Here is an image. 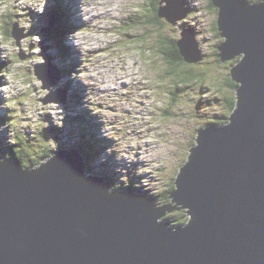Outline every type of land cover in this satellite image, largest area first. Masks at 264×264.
I'll use <instances>...</instances> for the list:
<instances>
[{"label": "water", "instance_id": "obj_1", "mask_svg": "<svg viewBox=\"0 0 264 264\" xmlns=\"http://www.w3.org/2000/svg\"><path fill=\"white\" fill-rule=\"evenodd\" d=\"M163 1L158 16L186 15ZM211 2L219 56L238 87L226 122L195 135L173 201L154 196L160 207L180 205L187 221L159 223L154 200L109 191L74 151L32 169L0 157V264H264V2ZM176 43L186 62L204 57L189 31ZM35 74L48 88L60 77L47 55Z\"/></svg>", "mask_w": 264, "mask_h": 264}, {"label": "rangeland", "instance_id": "obj_2", "mask_svg": "<svg viewBox=\"0 0 264 264\" xmlns=\"http://www.w3.org/2000/svg\"><path fill=\"white\" fill-rule=\"evenodd\" d=\"M49 1L0 0V23L3 26L17 23L23 29L19 43L0 36L2 57L9 65L4 75L8 85L0 88V94L2 98H13L12 105L17 107L13 112L17 114L11 117L14 125L7 127L2 145L5 148L10 138L21 134L25 137L17 135L15 141L24 139L22 158L38 159L44 148L47 152L56 149L54 141L63 145L66 134L74 135L77 130L76 124L67 121L66 112L59 105L46 103L57 89L42 88L34 74L45 52L53 59L57 57L56 62H61L65 69L72 63L76 65L65 80L70 89L73 88L71 93L80 95V103L85 107L80 113L88 118L92 116L95 128L100 125L96 135L106 138L104 144L99 143L105 147L102 156L96 157V150L88 151L94 152L98 169L108 175L111 185L119 190L143 191L150 196L167 194L166 191L172 190L200 125L218 122L228 110L232 111L229 101L235 97L234 85L228 83L230 72L216 54L219 39L213 27L217 13L209 7L208 0H187L190 5L183 0L188 12L195 13L192 18L185 17V22L193 23V32L206 55L202 61L173 68L168 62V47L162 45L166 41L162 43V40L180 38L183 24L181 20L176 25H159L147 20L152 16L153 4L161 0H119L117 3L104 0L107 3L98 8L103 12L99 17L91 11L90 3L103 0H82L78 13L73 2L70 8L76 26L83 29L68 39L65 36V43L76 51L71 57L74 59L69 61L59 59L61 52L57 46L50 45L42 35L41 28L48 25L49 18L41 13L49 8ZM254 1L261 0L251 2ZM112 8H117L114 14L107 11ZM32 21L36 23V33L35 29L31 32ZM127 21H131V27ZM187 44L190 49L194 46L192 40H187ZM74 45H78V49ZM16 56L24 57L22 64L15 63ZM3 58L0 57L1 61ZM190 68L196 79L181 82L179 75L190 78L187 73L183 74ZM174 88L178 94L186 90L189 100L173 97ZM199 92L204 100L197 105ZM207 97L218 99L212 102L205 100ZM11 151L12 148L7 154Z\"/></svg>", "mask_w": 264, "mask_h": 264}, {"label": "trees", "instance_id": "obj_3", "mask_svg": "<svg viewBox=\"0 0 264 264\" xmlns=\"http://www.w3.org/2000/svg\"><path fill=\"white\" fill-rule=\"evenodd\" d=\"M208 1H210L209 2V7L214 8V10L217 11V8L214 5H212L211 0H208ZM54 8H55V10L58 9V10L61 11V12L60 11L59 12H56L55 11V12L59 15V17H60V19H61L62 22L60 24L57 23V19H56V15L57 14H55V18H54L55 19V22L52 25V27L50 28L48 34L46 35V38H47V40L49 42H51L53 44V46H57V48L59 47L60 52H61V55L65 59V57H67L69 55V52L67 51V48L64 46L63 36L65 34V31H68L69 28H71V26L69 25V21L66 19L67 16H64L66 18L63 17V12H62L61 8L58 5H56ZM157 10H158V6L156 7V13H157ZM213 28H214V30H217V24L216 23H215V25H214ZM216 34H218V35L220 34L219 30L216 31ZM165 44H166V47H168V53H170V54L167 53V56L170 57L169 58L170 60H168V62L171 64V66L173 68H177V67H179V66H181L183 64L188 65V66L191 64V63L186 62L184 60V58L180 55L179 47L177 46V43H176V40L175 39L168 40V41L166 40V43ZM165 44L163 43L162 45L165 46ZM218 53H219V50H218V52H216V54L218 55ZM65 54H66V56H65ZM234 60H235V62H237L238 61V57H236ZM184 73H187L188 77H190V78H184L183 75H179L178 79L181 82L182 81H188V82H190L188 79H196V76H195L196 74L194 73V71L191 68L185 70L183 72V74ZM227 80H228V83L229 84L235 85V89L238 87L237 82L234 81L231 77L228 78ZM173 90H175V92L172 91L173 97L177 96V97H180L182 100H189L186 97H188L190 95L189 94H186V90L183 89L181 91L182 92L181 94L176 93L177 88H174ZM201 96H202V93L201 92H199V94L196 95V100H197L196 104L197 105H200V101L204 100V99L201 98ZM173 99H176V98H173ZM217 99L218 98L207 97L205 100L212 101V102H216ZM229 102L231 103V109L233 110L235 108V105H236V95H235V97L231 98V100ZM228 111H227V113H228ZM227 113H225L224 115H222V118H225V116L227 115ZM217 117H218V119L219 118L221 119V117H219V116H217ZM224 121L226 122V120H224ZM225 122H212V123H215L216 124V123H225ZM207 124H211V122H205L204 123V125H207ZM90 149L91 150H96L97 152H100L102 150L101 147H97V146H94V147H92ZM83 155H85V154H83ZM14 157L20 160L21 165L23 167H26L27 166V165H25V163H24L25 160L22 157L19 158L18 155L14 156ZM86 160H87V156H86ZM174 187H175V185H172V190L174 189ZM142 194L145 195L146 193L145 192H142ZM173 208H179L180 211H181V214L178 215L179 216L178 219L176 217H170L169 215L167 216V214H166L167 212H169ZM182 210H183V208H181L180 206L174 207V206L167 205L166 207L163 208V211L165 212L166 215L163 216L162 219L169 221L170 222V225H172V226L181 225V224H183V223H185L187 221L186 218H184V216H183V213H182L183 211Z\"/></svg>", "mask_w": 264, "mask_h": 264}, {"label": "bare ground", "instance_id": "obj_4", "mask_svg": "<svg viewBox=\"0 0 264 264\" xmlns=\"http://www.w3.org/2000/svg\"><path fill=\"white\" fill-rule=\"evenodd\" d=\"M108 3H110V0H106ZM116 3L119 1V0H114ZM123 2H124V0H122ZM73 2H75V4L77 5V7L79 8V7H81V5L83 4L82 3V0H50L49 1V3L53 6V7H55L56 5H71ZM85 2V1H84ZM107 2H105L104 0L102 1V2H98V1H93V2H89L91 5H92V8H90L91 9V11L92 12H94V14H96L97 15V17H99V15H102L103 14V12L102 11H100L98 8H101L102 6H104L105 7V4L107 3ZM120 2V1H119ZM122 2V3H123ZM134 3V2H133ZM125 4H127L126 2H125ZM87 5V4H86ZM90 6V5H89ZM133 6V5H132ZM88 7H86V9H87ZM89 9V8H88ZM89 9V10H90ZM134 9V8H133ZM116 10H117V8H112V9H108L107 11L109 12V13H112V14H114V12H116ZM107 11H105V13L104 14H107L106 12ZM90 12V11H89ZM78 13V12H77ZM55 14H57L55 11H52V15H51V17H50V19L52 20V22H55ZM109 15V14H108ZM106 16V18L107 19H109V17L107 16V15H105ZM96 17V18H97ZM56 19H57V23L58 24H60L62 21H61V19H60V17H59V15L57 14L56 15ZM41 20V19H40ZM128 22V26L129 27H131L132 26V23H131V21H127ZM39 23V22H38ZM122 25V24H121ZM114 28L115 29H117L118 27L117 26H115L114 25ZM124 29V28H123ZM71 30H72V32H74V33H76V32H78L79 31V29L77 28V26L76 27H73V28H71ZM191 31H193V29L191 30ZM65 35L66 36H68L67 37V39L72 35V34H68L66 31H65ZM83 39V38H82ZM166 39H168V40H172L171 38H166ZM167 40V41H168ZM163 41H166V40H162V43H163ZM78 43V42H77ZM72 44V43H71ZM79 44V46L78 45H76V46H78V47H80L81 46V44H80V42L78 43ZM120 46V45H119ZM78 47H76V49H78ZM164 47H166V46H164ZM70 48H71V51L73 52V54H76V51H74L73 49H72V46L70 45ZM57 50L60 52V49H59V47L57 48ZM123 60V59H122ZM71 86H72V83L70 84ZM2 87H4V86H1V88ZM51 87V86H50ZM49 87V88H50ZM77 123H79V122H77ZM77 123H74V124H77ZM83 129H84V127H83ZM53 135V134H52ZM86 143H87V141H86ZM88 149H90V147H87V151L86 152H89L88 151ZM16 151V150H15ZM12 152V151H11ZM94 153V152H93ZM92 153V155L93 156H95L94 154ZM98 154H99V152H98ZM11 155H13V154H11ZM19 163H21L20 162V160L18 161ZM25 164H26V162H24ZM146 191V190H145ZM126 192H127V190H126ZM143 195V194H142ZM144 196H146V194L144 195Z\"/></svg>", "mask_w": 264, "mask_h": 264}, {"label": "flooded vegetation", "instance_id": "obj_5", "mask_svg": "<svg viewBox=\"0 0 264 264\" xmlns=\"http://www.w3.org/2000/svg\"><path fill=\"white\" fill-rule=\"evenodd\" d=\"M156 7V5L154 6V8H153V13H152V16L151 17H148L149 19H158L157 18V16H156V12H155V8Z\"/></svg>", "mask_w": 264, "mask_h": 264}, {"label": "snow or ice", "instance_id": "obj_6", "mask_svg": "<svg viewBox=\"0 0 264 264\" xmlns=\"http://www.w3.org/2000/svg\"><path fill=\"white\" fill-rule=\"evenodd\" d=\"M125 30H127V29H125Z\"/></svg>", "mask_w": 264, "mask_h": 264}]
</instances>
